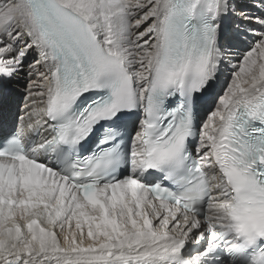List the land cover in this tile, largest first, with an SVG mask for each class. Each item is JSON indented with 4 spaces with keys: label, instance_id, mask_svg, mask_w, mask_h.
I'll use <instances>...</instances> for the list:
<instances>
[{
    "label": "snow or ice",
    "instance_id": "snow-or-ice-1",
    "mask_svg": "<svg viewBox=\"0 0 264 264\" xmlns=\"http://www.w3.org/2000/svg\"><path fill=\"white\" fill-rule=\"evenodd\" d=\"M229 16L260 30L201 120ZM33 53L0 133V264H264V13L0 0V84Z\"/></svg>",
    "mask_w": 264,
    "mask_h": 264
},
{
    "label": "bare ground",
    "instance_id": "bare-ground-1",
    "mask_svg": "<svg viewBox=\"0 0 264 264\" xmlns=\"http://www.w3.org/2000/svg\"><path fill=\"white\" fill-rule=\"evenodd\" d=\"M234 2L238 5V10H243L252 16L254 13L258 12V5L255 4V0L247 1V0H234ZM258 16V15H257ZM255 17V16H254ZM245 26L249 29L260 30L259 26L254 22H244L241 23L237 17L229 16V18L223 21L222 31L224 32L226 39L223 41L227 48V59L220 66V72L226 73L232 72V65L239 64L242 62L235 58L237 56V52L240 51V48L243 46V41L245 34L247 33L246 28L243 31L240 25ZM239 25V27H238ZM249 40V39H248ZM246 53V52H245ZM241 56V55H240ZM239 56V57H240ZM35 58V54H30L25 58V68L22 72L17 73L12 77L10 81H5L3 84H0V126L2 131H6L8 128L14 127V123L18 113L22 114L23 106L25 103L24 100V89L27 87L29 77L27 76V65L31 63ZM237 60V61H236ZM229 63V64H228ZM219 77L216 86L213 87V94L222 95L223 91L226 89L225 80L227 79L225 76ZM212 95V93H211ZM217 95V97H218ZM213 100V99H212ZM210 98L206 100V106L210 105ZM213 103V102H212ZM204 106H200V115H205ZM203 109V110H202ZM13 129V128H12ZM197 245L190 244L188 251H191L192 254H195V249Z\"/></svg>",
    "mask_w": 264,
    "mask_h": 264
},
{
    "label": "rangeland",
    "instance_id": "rangeland-1",
    "mask_svg": "<svg viewBox=\"0 0 264 264\" xmlns=\"http://www.w3.org/2000/svg\"><path fill=\"white\" fill-rule=\"evenodd\" d=\"M247 1H251V0H247ZM262 13H264V9H261L259 6H258V12L257 13H254L252 16H257V15H261ZM240 27H242L243 31L245 30L244 28H246L245 26L239 24ZM248 30V28H246V31ZM244 41H243V46L240 48V51L237 52V56L235 58H237L238 60H241L242 58V55L245 54V52L248 50L249 48V44L251 43V37L250 35H246L244 36ZM249 39V40H248ZM241 55V56H240ZM240 56V57H239ZM237 61V60H236ZM229 64V63H228ZM225 72H220V75L219 77L221 78V76L224 74ZM225 76L227 79L225 80V84L227 85L230 81H231V78H232V72L230 73H226V75H223Z\"/></svg>",
    "mask_w": 264,
    "mask_h": 264
}]
</instances>
